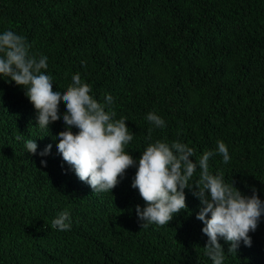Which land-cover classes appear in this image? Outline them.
Returning a JSON list of instances; mask_svg holds the SVG:
<instances>
[{
    "label": "trees",
    "instance_id": "obj_1",
    "mask_svg": "<svg viewBox=\"0 0 264 264\" xmlns=\"http://www.w3.org/2000/svg\"><path fill=\"white\" fill-rule=\"evenodd\" d=\"M5 30L48 57L54 91L80 73L99 102L110 94L116 119L127 117L135 134L125 147L135 160L157 139L187 144L193 159L220 140L231 159L212 157L210 170L264 201V0H0ZM8 82L0 77V264H212L190 190L186 210L168 225L141 228L136 168L112 191L93 193L57 150L64 102L61 119L40 129L24 89ZM149 112L163 129L146 120ZM27 139L37 140L36 154ZM64 210L71 229H53ZM249 236L251 246L241 241L237 255L219 240L224 264H264V215Z\"/></svg>",
    "mask_w": 264,
    "mask_h": 264
},
{
    "label": "clouds",
    "instance_id": "obj_2",
    "mask_svg": "<svg viewBox=\"0 0 264 264\" xmlns=\"http://www.w3.org/2000/svg\"><path fill=\"white\" fill-rule=\"evenodd\" d=\"M26 37L12 30L0 33V77L8 83L24 89V94L36 111L37 127L49 130V125L60 120L59 105L66 106L63 114L65 130L54 139L58 140L57 150L62 159L75 172L80 181L87 183L93 193L112 191L129 168L135 167L131 187L137 189L145 202L135 211L141 228L168 223L186 210L185 189L200 202L196 219L204 225L202 233L208 237L204 255L212 264H224L226 254L219 240L229 245L227 255L236 254L243 241L251 246L250 232H255L262 215L264 201L259 199L255 189L252 195L241 193L230 181L225 182L222 171L213 173L209 161L216 155L228 164V147L218 140L214 150L204 151L197 159L195 150L178 140L157 139L147 144L139 160H135L125 147L135 134L126 126L127 117L116 119L111 109L113 97L109 94L101 103L91 95V86L84 82L80 73L71 77V83L61 92L53 90V77L47 74L48 57L30 51ZM146 120L153 128L163 129L165 121L149 112ZM78 129L74 133L72 129ZM149 129L147 141H152ZM17 140L23 136H17ZM37 140H25L27 152L36 154ZM52 145H47L39 155L46 157ZM43 167L46 160H41ZM63 167V165H62ZM199 172L197 180L194 175ZM59 231L71 229V216L67 210L59 212L51 222Z\"/></svg>",
    "mask_w": 264,
    "mask_h": 264
}]
</instances>
